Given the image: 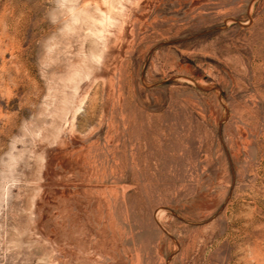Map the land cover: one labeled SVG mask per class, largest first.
Listing matches in <instances>:
<instances>
[{
  "label": "rangeland",
  "instance_id": "1",
  "mask_svg": "<svg viewBox=\"0 0 264 264\" xmlns=\"http://www.w3.org/2000/svg\"><path fill=\"white\" fill-rule=\"evenodd\" d=\"M135 1L53 144L97 2L0 0V264H264V0Z\"/></svg>",
  "mask_w": 264,
  "mask_h": 264
},
{
  "label": "bare ground",
  "instance_id": "2",
  "mask_svg": "<svg viewBox=\"0 0 264 264\" xmlns=\"http://www.w3.org/2000/svg\"><path fill=\"white\" fill-rule=\"evenodd\" d=\"M93 1L97 2L94 11L91 12L85 7L78 11V14L82 16V20L86 23L87 32L85 38L90 41L91 47L88 48V53H85L86 55H83L84 57L78 60L79 62L77 61L78 65L76 69H74L73 74L67 78V91L65 90L66 93L59 110V118L61 120L59 122H61V124H59L57 129L55 128V131L53 130L54 132L52 131L53 134L50 137V143L53 144H60L64 123L68 121L71 124L81 108L85 96V90L80 88L81 81L86 79L90 84L95 78L101 77L102 75L104 76V74H102L103 65H106L107 58L111 55L113 56V53L116 52L115 50L119 48L121 40H124L125 28L128 25V16L135 8L136 2L135 0ZM116 53H119V51ZM75 66L76 65H74V67ZM43 159L44 156L41 154L40 164L42 167ZM40 170L42 169L40 168ZM162 212L161 210L157 213L158 220Z\"/></svg>",
  "mask_w": 264,
  "mask_h": 264
},
{
  "label": "water",
  "instance_id": "3",
  "mask_svg": "<svg viewBox=\"0 0 264 264\" xmlns=\"http://www.w3.org/2000/svg\"><path fill=\"white\" fill-rule=\"evenodd\" d=\"M174 78H176V77H174ZM159 226L161 227V229H162L166 234H168L169 236L173 237V236L168 232V230L165 229L162 225L159 224Z\"/></svg>",
  "mask_w": 264,
  "mask_h": 264
}]
</instances>
